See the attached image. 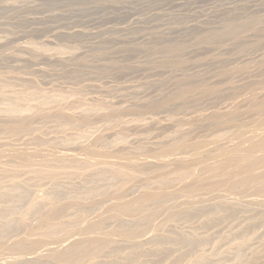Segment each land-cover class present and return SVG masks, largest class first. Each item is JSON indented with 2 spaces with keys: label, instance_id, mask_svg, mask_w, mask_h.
Segmentation results:
<instances>
[{
  "label": "rangeland",
  "instance_id": "1",
  "mask_svg": "<svg viewBox=\"0 0 264 264\" xmlns=\"http://www.w3.org/2000/svg\"><path fill=\"white\" fill-rule=\"evenodd\" d=\"M10 104L19 107L17 114ZM263 133L264 0H0V186L21 180L19 190L29 195L16 202L15 213L6 210L10 199L0 200V264H69L71 242L80 238L118 241L101 255L87 251L85 264H264V193L257 191L264 178L244 187L236 180L247 173L197 177L212 163L242 154ZM110 161L129 176L120 178V170L114 180ZM182 163L194 169L184 178L175 171ZM260 172L264 164L252 173ZM122 179L130 181L124 189ZM92 185L99 192L88 195ZM46 194L51 203H40L42 213L29 211L27 200ZM139 194L153 197L138 205L143 213L136 210L135 218L121 211V202ZM100 221L101 230H88Z\"/></svg>",
  "mask_w": 264,
  "mask_h": 264
},
{
  "label": "bare ground",
  "instance_id": "2",
  "mask_svg": "<svg viewBox=\"0 0 264 264\" xmlns=\"http://www.w3.org/2000/svg\"><path fill=\"white\" fill-rule=\"evenodd\" d=\"M65 12H66V11H65ZM176 29H177V28H176ZM65 32H66V31H65ZM103 33H104V32H103ZM69 34H70V33H69ZM142 36H143V35H142ZM145 36H146V35H145ZM109 38H110V37H109ZM105 39H106V38H104V40H105ZM113 39H114V38H113ZM116 39L118 40V38H116ZM107 40H109V39H107ZM101 41H102V40H101ZM109 41H110V40H109ZM97 43H98V42H97ZM123 47H124V46H123ZM125 47H127V46H125ZM46 50H47V52H48L49 49H46ZM46 50H45V51H46ZM50 52H51V51H50ZM51 55H52V54H51ZM50 57H51V56H50ZM53 57H54V56H53ZM50 59H51V58H50ZM55 61H56V60H55ZM12 105H13V104H12ZM12 105L10 104L11 107H12ZM16 107H17V106H16ZM16 107L14 106V107H12V109L9 108V109H10V112H11V110H12L15 114H17V113L14 111V109H15ZM13 108H14V109H13ZM18 108H19V107H17V109H18ZM9 109L7 108V110H9ZM20 109H21V108H20ZM15 110H16V109H15ZM18 110H19V109H18ZM17 112H18V111H17ZM260 122H261V121H260ZM262 122H263V121H262ZM261 126H262V125H261ZM255 129H256V128H255ZM231 132H232V131H231ZM243 134H244V133H243ZM260 135H261V134H260ZM252 137H253V135H252ZM252 137H251V138H252ZM237 138H238V137H237ZM237 138H236V139H237ZM83 139H84V138H83ZM83 139H82V140H83ZM247 139H248V138H247ZM84 141H85V140H84ZM84 141H82V142L84 143ZM242 141H243V139H242ZM254 141H255V142H254ZM79 142H81V141H79ZM82 142H81V143H82ZM86 142H87V141H85V143H86ZM253 142H254V143H250L251 145L248 146L246 149L244 148V152H243L242 154L238 153V154H240V155H238V154L235 155L234 152H233V154H234L233 157H230V159H229V158H227V159L224 158L225 160H222V162H220V161H221V160H220V161H219L220 163H215V162H214V165H213V163H212V166H211L210 168H208V170L206 169L205 172H202L203 174H201V173L198 174L197 177L199 178V175H200V178H199V179H202V178H203L202 180H204V179H209V180H211L212 177H215V176H216V178H217V180H218V179H223V178H225V177H226L227 175H229L231 172H234V174H235V172H236L237 175H238V173H239V175H242V174H244V173H247L246 177H244V175H243V178L239 179V178H240V177H239V178L236 180L237 183L239 184V186L242 185V186L245 187L247 184H249V183H253V182H254L253 185L255 186V185H256V183H255L256 181H258V182L261 183V181H262L261 178H264V173L260 172L261 174H257V175H256V173L253 174L252 172H253V171H254L259 165L264 164V155H263L264 153L262 154L263 156L261 155L262 157H261L260 155H259L260 157H257L258 155L255 156V153L258 152V151H262V152H264V133H263V136H261L258 140H257V139H256V140H253ZM85 143H84V144H85ZM241 143H242V142H241ZM85 145H86V144H85ZM82 146H84V145H82ZM195 146H197V144H196ZM199 147H200V146H199ZM219 148H220V147H219ZM216 149H217V148H215L214 151H215ZM225 149H226V148H225ZM238 149H240V148H238ZM196 150H197V149H196ZM217 150H218V149H217ZM236 150H237V149H236ZM97 151H99V150H97ZM214 151H213V152H214ZM241 151H243V148H242ZM90 152L92 153V151H90ZM196 152H197V151H196ZM238 152H240V151L238 150ZM91 153H89V154H91ZM95 153H96V152L94 151V154H95ZM107 153H108V152H107ZM215 153H216V152H215ZM141 154H142V153H141ZM231 154H232V153H231ZM259 154H260V153H259ZM72 155L74 156L75 154H71V156H72ZM95 155H96V154H95ZM103 155H104V154H103ZM116 155H117V154H115V156H116ZM120 155H121V154H120ZM125 155H126V154H125ZM130 155H131V154H130ZM135 155H136V154H135ZM202 155H203V154H202ZM206 155H208V154H206ZM206 155H203V156H206ZM210 155H211V154H210ZM212 155H213V154H212ZM216 155H217V153H216ZM108 156H109V155H108ZM117 156H118V155H117ZM203 156H200V157H203ZM4 157H5V156H4ZM65 157H66V156H65ZM118 157H119V156H118ZM120 157H121V156H120ZM207 157H210V156H206L205 159H206ZM213 157H214V156H213ZM227 157H228V156H227ZM20 158H21V157H20ZM22 158H23V157H22ZM197 158H198V157H197ZM197 158H196V159H197ZM214 158H215V157H214ZM214 158H213V159H214ZM26 159H27V158H26ZM68 159H69V157H68ZM192 159H193V157H192ZM207 159H209V158H207ZM210 159H212V158H210ZM216 159H218V158H216ZM222 159H223V158H222ZM10 160H11V159H10ZM44 160H46V159H44ZM58 160L60 161V159H58ZM64 160H65V158L63 159V161H64ZM71 160H72V159H71ZM197 160H198V159H197ZM200 160H201V159H200ZM23 161H24V160H23ZM33 161H34V160H33ZM37 161H38V160H37ZM37 161H36V162H37ZM52 161H53V160H52ZM61 161H62V160H61ZM63 161H62V162H63ZM65 161H67V157H66V160H65ZM75 161H76V160H75ZM202 161H203V160H202ZM204 161H206V160H204ZM207 161H208V160H207ZM217 161H218V160H217ZM233 161H234V162H233ZM28 162H29V161H28ZM42 162H43V161H42ZM196 162H197V161H196ZM230 162H232V163L230 164ZM40 163H41V161H40ZM48 163H49V162H48ZM50 163H51V161H50ZM108 163H110V166L113 165V169H112V170H109V169H110L109 164L106 165V166H109V167H108L109 169L106 168V169L108 170V172H110L112 175L116 174V175H114V177L116 176V178H115L114 180H116L117 177H118V179H120L121 176H122L121 174H123L126 170L123 171V170L119 169L118 167L116 168V165H117V164L115 165V168H114V164H112L111 161L108 162ZM122 163H124V162H122ZM145 163L147 164L148 162H145ZM202 163H203V162H202ZM27 164H28V163H27ZM136 164H137V163H136ZM138 164H139V163H138ZM140 164H141V163H140ZM146 164H144V165H146ZM229 164H230V165H229ZM120 165H121V164H120ZM127 165H128V164H127ZM134 165H135V164H134ZM190 165H191V164H190ZM205 165H206V164H205ZM205 165H204V167H205ZM207 165H208V164H207ZM207 165H206V166H207ZM210 165H211V164H210ZM93 166H96V165H93ZM106 166H105V167H106ZM135 166H136V165H135ZM141 166H142V165H141ZM191 166H192V165H191ZM111 167H112V166H111ZM195 167H196V166H195ZM208 167H209V166H208ZM99 168H100V167H99ZM177 168H178V169H177ZM177 168H175V169H176L175 171H178V170L181 171V172H182V175H181V176H183L182 178L186 177V175L190 172V170H194V169H192V168H189V166H187L186 163H185V164L182 163V164L179 165V167H177ZM201 168H203V167L201 166ZM206 168H207V167H206ZM118 169H119V170H118ZM195 169H196V168H195ZM102 170H103V169H102ZM102 170H101V171H102ZM120 170H121L122 172L119 174V176H120V178H119V176H118L117 174L120 172ZM200 170H202V169H200ZM32 171H33V170H32ZM164 171H167V170H164ZM164 171H163V174H162V173H161V174H162L163 176H167V174H168L169 172L166 173V172H164ZM168 171H169V169H168ZM175 171H174V172H175ZM203 171H204V170H203ZM4 172H5V170H4ZM161 172H162V171H161ZM170 172H171V171H170ZM172 172H173V170H172ZM172 172H171V173H172ZM174 172H173L172 174H174ZM194 172H195V171H194ZM199 172H200V171H199ZM34 173H35V176H36V174L38 175V177L36 176L37 179L40 178V180H38V181H41V179L44 180V179H43V178H44V175L41 176L42 173H37V171H35V170H34ZM101 173H102V172H101ZM101 173H100V174H101ZM104 173L107 174V172H105V169H104ZM110 173L108 174V176L110 175ZM177 173H178V172H177ZM184 173H185L186 175H184ZM95 174H96V173H95ZM98 174H99V173H98ZM100 174H99V175H100ZM102 174H103V173H102ZM127 174H129L128 171H127V173L123 174V176H125V175H127ZM175 174H176V173H175ZM180 174H181V173H180ZM234 174H232V177H233ZM39 175H40V176H39ZM99 175H98V176H99ZM158 175L162 177V175H160L159 173H158ZM158 175H157V176H158ZM169 175H170V173H169ZM177 175H179V174H177ZM177 175H176V176H177ZM235 175H236V174H235ZM103 176H104V175H103ZM108 176H107V177H108ZM110 176H111V175H110ZM123 176H122V178H123ZM127 176H129V175H127ZM127 176H125V177H127ZM173 176H174V175H173ZM188 176H190V175H188ZM2 177H3V176H2L1 173H0V178L2 179ZM41 177H42V178H41ZM104 177H106V176H104ZM111 177L113 178V176H111ZM177 177H178V176H177ZM177 177H176V178H177ZM228 177H230V176H228ZM232 177H231V179H232ZM3 178H4V177H3ZM94 178H96V177H94ZM94 178H93V179H94ZM101 178H102V177H101ZM163 178H164V177H163ZM163 178H162V179H163ZM166 178H168V177H166ZM166 178H164V179H166ZM170 178H172V177L170 176ZM170 178H169V180H170ZM178 178H179V177H178ZM180 178H181V177H180ZM182 178H181V179H182ZM96 179H97V178H96ZM102 179H103V178H102ZM109 179H110V178H109ZM118 179H117V180H118ZM127 179H128V178H127ZM127 179L124 180L125 183L123 182V179H122V184H124V185H122V187L125 186V185H127V184L130 182V181L128 180L129 182L126 184V180H127ZM129 179H130V178H129ZM193 179H195V178L193 177ZM196 179H197V178H196ZM229 179H230V178H229ZM107 180H108V178H107ZM156 180L158 181V179H156ZM172 180H173V178H172ZM176 180H177V179H176ZM179 180H180V179H179ZM179 180H178V181H179ZM182 180H183V179H182ZM217 180H216V181H217ZM259 180H261V181H259ZM0 181H1V180H0ZM20 181H21V180H20ZM20 181H19V182L15 181V182H17V184H19V183H21ZM95 181H96V180H95ZM173 181H174V180H173ZM214 181H215V180H214ZM230 181H231V180H230ZM55 182H56V181H55ZM98 182H99V181H98ZM107 182H108V181H107ZM114 182H115V181H114ZM116 182H117V181H116ZM159 182H161L160 179H159ZM159 182H158V183H159ZM162 182H165V181H162ZM189 182H190V181H189ZM195 182H196V180H195V181H192V184H194ZM197 182H198V181H197ZM209 182L213 183L212 181H209ZM218 182L220 183V181H218ZM218 182H217V183H218ZM224 182H226V181H224ZM0 183H1V182H0ZM80 183H81V182H80ZM93 183H94V182H93ZM119 183H120V182H119ZM156 183H157V182H156ZM156 183H155V184H156ZM172 183H173V182H172ZM172 183H171V184H172ZM174 183H175V182H174ZM174 183H173V184H174ZM179 183H180V181H179ZM179 183H177L176 185H178ZM204 183H205V182H204ZM206 183H207V182H206ZM17 184H14V183H12V184H10V185L8 184V185H9L8 187H7V185H3L2 187L0 186L1 188H3V189L0 190V197H1L0 200H2V198H5V200L3 199L4 201H6V199H7V201L10 199L9 204H8V206H7V208H6L7 211L10 210V211H13V212H14V210H16L17 206L19 205V203H18V205L16 206V204H17L16 202L25 201L26 198H28V197H27V195H28L27 193H23L22 191H20V190H23V187L21 186V187H22V189H21V188H19V186H18ZM52 184H53V185H56L57 182H56V184H54V182H53ZM75 184H76V183H75ZM75 184H74V185H75ZM78 184H79V183H78ZM81 184H82V183H81ZM81 184H80V186H81ZM106 184L108 185V183H106ZM111 184H112V183H111ZM111 184L109 183V185H111ZM117 184H118V183H117ZM120 184H121V183H120ZM160 184H161V183H160ZM167 184H169V183H167ZM167 184H166V185H167ZM173 184H172V185H173ZM198 184H199V183H198ZM209 184H210V183H209ZM209 184H208V185H209ZM214 184H216V183H214ZM230 184H231V183H230ZM19 185H20V184H19ZM22 185H23V184H22ZM57 185H58V184H57ZM74 185H73V186H74ZM97 185H98V184H97ZM103 185H104V184H103ZM157 185H158V184H157ZM174 185H175V184H174ZM182 185H183V184H182ZM195 185H196V184H195ZM199 185H200V184H199ZM199 185H198V186L196 185V186H197V187H201V186H199ZM203 185H204V184H202V186H203ZM206 185H207V184H206ZM208 185H207V187H208ZM212 185H213V184H211V186H212ZM5 186H6V188H5ZM58 186H59V185H58ZM86 186H87V185H86ZM92 186H93V187H92ZM92 186H91L92 188H91L90 186L88 187L89 190H87V192H86L87 194H88V193H90V194H96L97 192H99V189L97 188V186H94V185H92ZM99 186H100V185H99ZM104 186H105V185H104ZM104 186H103V187H104ZM155 186H156V185H155ZM188 186H189V185H188ZM190 186H191V185H190ZM193 186H194V185H193ZM196 186H195V187H196ZM209 186H210V185H209ZM232 186H233V185H232ZM235 186H237V185H235ZM235 186H234V187H235ZM17 187H18V188H17ZM53 187H54V186H53ZM75 187H77V186H75ZM81 187H82V186H81ZM153 187H154V186H153ZM160 187H161V186H160ZM166 187H167V186H166ZM174 187H175V186H174ZM174 187H173V188H174ZM182 187H183V186H182ZM182 187H181V188H182ZM184 187H186V186H184ZM212 187H213V186H212ZM251 187H253V186H251ZM51 188H52V187H51ZM56 188H57V187H56ZM59 188H60V187H59ZM83 188H85V187H84V184H83ZM88 188H86V189H88ZM115 188H116V186L114 187V189H115ZM118 188H119V187H118ZM154 188H155V187H154ZM156 188H159V187L157 186ZM156 188H155V189H156ZM171 188H172V186H171ZM176 188H177V187H176ZM190 188H191V187H190ZM204 188H206V187H204ZM229 188H230V187H229ZM235 188H236V187H235ZM237 188H238V186H237ZM240 188H241V187H240ZM240 188H239V189H240ZM259 188H260L259 190H258L257 188H256V189H257V191H258V192L260 193V195H261L262 192L264 193V184H263L261 187H259ZM19 189H20V190H19ZM57 189H58V188H57ZM60 189H61V188H60ZM72 189H73V188H72ZM86 189H85V190H86ZM109 189H111V188H109ZM109 189H108V190H109ZM120 189H121V188H120ZM120 189H118V190H120ZM123 189H124V187H123ZM179 189H180V188H179ZM195 189H196V188H195ZM220 189H221V188H220ZM226 189H227V188H226ZM239 189H238V190H239ZM256 189H254V190H256ZM58 190H59V189H58ZM78 190H79V189H77L76 191H78ZM81 190H83V189L81 188ZM81 190H80V191H81ZM102 190H103V188H102ZM118 190H116V191H118ZM174 190H175V189H174ZM174 190H173V191H174ZM202 190H203V189H202ZM205 190H207V189H205ZM228 190H229V189H228ZM235 190H236V189H235ZM238 190H237V191H238ZM251 190H252V189H251ZM23 191H24V190H23ZM60 191H61V190H60ZM60 191H59V192H60ZM113 191H114V190H113ZM125 191H126V190H125ZM173 191H172V192H173ZM193 191H194V189H193ZM196 191H197V190H196ZM199 191H200V194H201V193H204V191H203V192H201V190H199ZM221 191H222V190H221ZM245 191H246V190H245ZM245 191H244V193H246ZM28 192H29V191H28ZM53 192H54V191H53ZM59 192H58V194H59ZM103 192H104V191H103ZM110 192H111V191H110ZM110 192H109V193H110ZM118 192H119V191H118ZM118 192H117V193H118ZM188 192H189V191H188ZM194 192H195V191H194ZM231 192H232V190H231ZM258 192H256L255 194H257ZM50 193H51V192H50ZM50 193H48V194H50ZM84 193H85V192H84ZM107 193H108V192H107ZM115 193H116V192H115ZM121 193H122V192H121ZM142 193H143V192H142ZM142 193H141V194H142ZM146 193L150 196V194H149L148 192H146ZM169 193H170V192H169ZM169 193H168V194H169ZM190 193H192V191H191ZM232 193H234V191H233ZM240 193H242V192H240ZM240 193H239V194H240ZM244 193H242V194H244ZM48 194H46V196H41V197H42V200H40V201H34V200H33V201L31 202V201H28V200H27V202H30V204H31V205H30V207H31L30 209H33V210H29V211H35V212H36V210H38L37 212H39L38 207L40 206V203H41V202H42L41 204H44V205H46L45 202H47V201H49V202L51 203V200H50V197H51V196L49 197ZM52 194L56 195L55 193H51V195H52ZM62 194H63V193H62ZM78 194L80 195L79 192H78ZM81 194L83 195V193H81ZM87 194H86V195H87ZM100 194H101V193H100ZM103 194H104V193H103ZM103 194H102V195H103ZM122 194L124 195V193H122ZM147 194H144L143 196H141V195L139 194L140 196H139L138 198H136V199H130V201H132V202H128V203H125L126 201H125L124 203L121 202L122 205H120L119 208H120L121 211H122V208H121V207H123V208H124V212L127 213L128 211H131L132 213L129 212L128 214H133V213H135L136 210L138 211L140 208H142V206H140V208H139L138 205L141 204V205L144 206V204H146V202L148 203L149 201H152V198H153V197H151V200H150V197L147 196ZM166 194H167V193H166ZM246 194H248V193H246ZM249 194L254 195V194H252V193H249ZM249 194H248V195H249ZM54 195H53V196H54ZM84 195H85V194H84ZM84 195H83V196H84ZM88 195H89V194H88ZM120 195H121V194H120ZM158 195H160V194H158ZM162 195H163V194H162ZM170 195H171V193H170ZM173 195H174V194H173ZM195 195H196V194H195ZM225 195H226V194H225ZM230 195H231V194H230ZM28 196H29V195H28ZM92 196H93V195H92ZM92 196H91V198H94V197H92ZM95 196H96V195H95ZM100 196H101V195H100ZM137 196H138V195H137ZM167 196H168V195H167ZM255 196H256V195H255ZM88 197H89V196H88ZM170 197H172V196H169V199H170ZM173 197H175V196H173ZM215 197H216V196H215ZM121 198H122V197H121ZM121 198H120V199H121ZM134 198H135V197H134ZM164 198H166V197H163V199H164ZM38 199H41V198H38ZM116 199H117V198H116ZM154 199H155V198H154ZM167 199H168V198H167ZM250 199H251V197H250ZM3 200H2V201H3ZM30 200H32V199H30ZM110 200H111V199H110ZM202 200H204V199H202ZM213 200H214V198H213ZM221 200H222V199H221ZM7 201L5 202L6 204H7ZM94 201H95V200H94ZM159 201H162V200L159 199ZM208 201H209V200H208ZM43 202H44V203H43ZM49 202L47 203V205L49 204ZM153 202H154V201H153ZM153 202H152V203H153ZM162 202H163V201H162ZM187 202H188V201H187ZM195 202H197V201L195 200ZM198 202H200V201H198ZM198 202H197V203H198ZM257 202H258V201H257ZM262 202H263V201H262ZM22 203H23V202H22ZM94 203H95V202H94ZM105 203H106V202H104V204H105ZM157 203H158V202H157ZM258 203H259V202H258ZM23 204H25V203H23ZM70 204H71V203H70ZM87 204H88V203H87ZM116 204H118V203H116ZM153 204H154V203H153ZM192 204H193V202H192ZM194 204H195V203H194ZM20 205H21V204H20ZM26 205H27V204H25V206H26ZM47 205H46V206H47ZM54 205H55V204L53 203L52 206H54ZM67 205H69V204H67ZM74 205H75V204H74ZM74 205H73V206H74ZM90 205H91V204H90ZM155 205H156V204H155ZM179 205H180V204H179ZM200 205H201V204H200ZM204 205H205V204H204ZM262 205H263V204H262ZM5 206H6V205H5ZM41 206H42V205H41ZM50 206H51V205H50ZM69 206H70V205H69ZM94 206H96V205H94ZM149 206H150V205H149ZM149 206H147V207H149ZM161 206H162V205H161ZM170 206H171V205H170ZM227 206H228V205H226V207H227ZM230 206L232 207V205H230ZM21 207H22V206H21ZM21 207H20V208H21ZM44 207H45V206H43V209H44ZM70 207H71V206H70ZM92 207H93V206H92ZM116 207H118V205L115 206L114 208H116ZM137 207H138L139 209H138ZM144 207H145V206H144ZM181 207H182V206H181ZM205 207H207V206H205ZM213 207H214V206H213ZM20 208H19V209H20ZM54 208H55V207H54ZM72 208H73V207H72ZM74 208H76V206H75ZM104 208H105V207H104ZM111 208H112V207H111ZM119 208H118V211H120ZM150 208H153V207L150 206ZM173 208H174V207H173ZM186 208H187V207H186ZM197 208H198V207H197ZM208 208H209V207H207V209H208ZM214 208H215V207H214ZM216 208L218 209L217 206H216ZM216 208H215V209H216ZM227 208H228V207H227ZM0 209H1V207H0ZM4 209H5V208H4ZM88 209H89V208H88ZM90 209H91V207H90ZM93 209H94V207H93ZM96 209H98L97 206H96ZM96 209H95V210H96ZM101 209H102V207H101ZM116 209H117V208H116ZM147 209H148V208H147ZM189 209H191V207H190ZM193 209H195V208H193ZM212 209H213V208H212ZM215 209H214V210H215ZM217 209H216V210H217ZM17 210H18V209H17ZM49 210H50V207H49ZM57 210H58V209H57ZM73 210H75V209H73ZM81 210H82V209H81ZM81 210H80V211H81ZM86 210H87V209H86ZM95 210H94V211H95ZM109 210H110V209H109ZM111 210H113V209H111ZM126 210H127V211H126ZM140 210H141V209H140ZM140 210H139V211H140ZM173 210H174V209H173ZM187 210H188V209H187ZM201 210H202V207H201ZM219 210H220V209H219ZM24 211H25V210H24ZM24 211H23V212H24ZM45 211H46V210H45ZM55 211H56V210H55ZM62 211H63V210H62ZM87 211H88V210H87ZM94 211H92V213H93ZM133 211H134V212H133ZM193 211H194V210H193ZM193 211H192V212H193ZM204 211H205V210H204ZM208 211H209V210H208ZM217 211H218V210H217ZM3 212H4V211H3ZM3 212L0 211V215L3 216V214H2ZM5 212H6V211H5ZM17 212H18V211H17ZM35 212H34V213H35ZM43 212H44V211H43ZM47 212H48V211H47ZM57 212H60V213H61V211H59V210H58ZM57 212H55V213H57ZM83 212H84V210H83ZM124 212H123V213H124ZM140 212H142V211H140ZM140 212H138V213H140ZM143 212H144V210H143ZM143 212H142V213H143ZM145 212H146V209H145ZM152 212H153V211H152ZM152 212H150V213H152ZM155 212H156V211H155ZM155 212H154V213H155ZM189 212H190V211H189ZM189 212L187 211L186 214L189 213ZM201 212H202V211H201ZM6 213H9V212H6ZM6 213H5V214H6ZM10 213H11V212H10ZM14 213H15V212H14ZM19 213H20V210H19ZM29 213H32V212H27L26 214H29ZM39 213H42V212L40 211ZM39 213H38V215H39ZM55 213L53 214V216L51 215V216L54 217V218H55V216H54ZM60 213H59V214H60ZM92 213H91L90 215H92ZM118 213H119V212H118ZM150 213H149V214H150ZM156 213H157V212H156ZM182 213H183V212H182ZM182 213H180V214H182ZM194 213H195V211H194ZM197 213H198V212H197ZM197 213H196V214H197ZM205 213H206V212H205ZM209 213H210V211H209ZM23 214H25V213H23ZM26 214H25V215H26ZM35 214H36V213H35ZM43 214H44V213H43ZM59 214H58V215H59ZM82 214H83V213H82ZM86 214H87V213H86ZM88 214H89V212H88ZM116 214H117V213H116ZM161 214H162V213H161ZM192 214H193V213H192ZM200 214H203V213H200ZM12 215H13V214H12ZM15 215H16V214H15ZM17 215H18V214H17ZM25 215L23 216V218L27 216V215H26V216H25ZM60 215H61V214H60ZM74 215H75V214H74ZM84 215H85V214H84ZM96 215H97V213H96ZM112 215H113V214H112ZM126 215H127V214H126ZM133 215H134V217H135V214H133ZM136 215H138L137 212H136ZM157 215H158V214H157ZM168 215H169V214H168ZM176 215H177V213H176ZM187 215H189V214H187ZM216 215H217V214H216ZM216 215H215V216H216ZM4 216H6V215H4ZM28 216H29V215H28ZM30 216H31V215H30ZM32 216H33V215H32ZM35 216H36V215H35ZM39 216H41V215H39ZM51 216H50V219H51ZM61 216H62V215H61ZM61 216H60V217H61ZM80 216H81V215H80ZM85 216H86V215H85ZM88 216H89V215H87V217H86L87 219H88ZM116 216H117V215H116ZM148 216H150V215H148ZM160 216H161V215H160ZM191 216H192V215H191ZM57 217H58V216H57ZM60 217H59V218H60ZM62 217H63V216H62ZM77 217H78V213H77ZM110 217H111V216H110ZM120 217H121V216H120ZM120 217H119V218H120ZM138 217H139V216H138ZM217 217H218V216H217ZM252 217H253V216H252ZM254 217H255V216H254ZM18 218H19V217H18ZM18 218H17V219H18ZM59 218H58V219H59ZM82 218H83V217H82ZM105 218H106V217H105ZM123 218H124V217H123ZM135 218H136V217H135ZM166 218H167V216H166ZM168 218H169V217H168ZM170 218H174V214H172V215L170 216ZM176 218H177V216H176ZM214 218H215V217H214ZM214 218H213L212 220H214ZM6 219H7V218H6ZM47 219H48V218H47ZM130 219H131V218H130ZM216 219H217V218H216ZM250 219H251V218H250ZM18 220H19V219H18ZM22 220H23V219H22ZM22 220L20 219L21 222H22ZM45 220H46V219H45ZM45 220H43L42 222H44ZM48 220H49V219H48ZM48 220H46L45 222H47ZM73 220H74V219H73ZM104 220H105V219H104ZM165 220H167V219H165ZM169 220H170V219H169ZM169 220H168V222L170 223ZM208 220H209V219H208ZM218 220H219V219H218ZM251 220H252V219H251ZM251 220H250V222H251ZM16 221H17V220H16ZM23 221H25V220H23ZM28 221H30V220H28ZM31 221H32V220H31ZM51 221H52V220H51ZM54 221H55V219H54ZM59 221H60V220H59ZM172 221H173V220H172ZM216 221H217V220H216ZM254 221H255V220H254ZM11 222H12V221H11ZM40 222H41V221H40ZM48 222H49V221H48ZM61 222H63V221H61ZM61 222H60V223H61ZM125 222H126V221H125ZM140 222H141V221H140ZM149 222H150V221H149ZM151 222H152V220H151ZM160 222H161V221H160ZM209 222L211 223V221H209ZM255 222H256V221H255ZM7 223H8V222H7ZM60 223H59V224H60ZM79 223H81V222H79ZM79 223H78V225H79ZM84 223H85V222H84ZM142 223H143V222H142ZM171 223H172V222H171ZM175 223H176V222H175ZM207 223H208V222H207ZM253 223H254V222H253ZM0 224H1V223H0ZM11 224H12V223H11ZM20 224H21V223H20ZM20 224H19V225H20ZM32 224H33V223H32ZM55 224H56V223H55ZM64 224H65V222H64ZM69 224H70V223H69ZM102 224H103V222H101V221H100L99 223H98V222H97V223H93V224L90 225V227H88V230H90V231H98V230H101L102 227H103ZM146 224H148V222L145 223V225H146ZM167 224H168V223H167ZM1 225H3V224H1ZM9 225H10V224H9ZM13 225H14V223L12 224V226L10 225V227H13ZM15 225H16V224H15ZM15 225H14V226H15ZM29 225H30V224H29ZM29 225H28V226H29ZM37 225H38V224H37ZM40 225H41V223H40ZM50 225H51V224H50ZM50 225L48 226V227H50L49 232H51V229L53 230V227H54V226H53L54 224L51 225V226H53V227H51ZM57 225H58V224H57ZM60 225H61V224H60ZM78 225H77V226H78ZM118 225H119V224H118ZM128 225H129V224H128ZM143 225H144V224H142V226H143ZM145 225H144L143 227H145ZM151 225H152V224H151ZM161 225H162V224H161ZM255 225H256V224H255ZM16 226H17V225H16ZM64 226H65V225H63V227H64ZM67 226H68V225H67ZM71 226H72V225H71ZM122 226H123V225H122ZM162 226H164V225H162ZM253 226H254V225H253ZM3 227L5 228V231H7V230H6V225L3 226ZM8 227H9V226H8ZM19 227H20V226H19ZM22 227H23V226H22ZM40 227H41V226H40ZM68 227H69V226H68ZM68 227H67V228H68ZM75 227H76V226H75ZM118 227H119V226H118ZM137 227H138V229L140 228L138 225H137ZM137 227H136V228H137ZM159 227H160V226H159ZM70 228H71V227H70ZM89 228H90V229H89ZM105 228H106V227H105ZM114 228H115V227H114ZM120 228H122V227H120ZM120 228H119V229H120ZM127 228H129V227L127 226ZM127 228H125V227L122 228V232H124L123 234H125V233L129 234L130 231L132 232V230H127V231H126ZM133 228H135V227H133ZM136 228H135V230L137 231L138 229H136ZM162 228H163V227H162ZM164 228H165V227H164ZM9 229H10V228H9ZM9 229H8V230H9ZM13 229H15V228L13 227ZM13 229H11V232H12ZM16 229H17V228H16ZM20 229H21V227H20ZM43 229H44V227H43ZM65 229H66V228H64V230H65ZM86 229H87V228H86ZM86 229H85V230H86ZM108 229H109V228H108ZM112 229H113V228H112ZM116 229H117V228H116ZM116 229H115V230H116ZM119 229H118V230H119ZM158 229H160V228H158ZM3 230H4V229H3ZM22 230H23V229H22ZM46 230H48V229L46 228L44 232H46ZM55 230H57V229H55ZM60 230H61V229H60ZM88 230H87V231H88ZM106 230H107V229H106ZM118 230H117V231H118ZM146 230H147V229H146ZM5 231H4V232H5ZM53 231H54V230H53ZM128 231H129V232H128ZM9 232H10V230H9ZM41 232H42V231H41ZM41 232H40V233H41ZM60 232H61V231H60ZM88 232H89V231H88ZM109 232H110V231H109ZM140 232H141V231H140ZM140 232H139V233H140ZM143 232H144V231H143ZM156 232H157V231H156ZM40 233H39V234H40ZM51 233H52V232H51ZM86 233H87V232H86ZM113 233H115V231H114ZM145 233H146V232H145ZM175 233H177V232H175ZM178 233H179V232H178ZM178 233H177V234H178ZM1 234H2V228H0V235H1ZM3 234H4V236L6 235L5 233H3ZM8 234H10V233H8ZM36 234H38V233H36ZM49 234H50V233H49ZM54 234H55V231H54ZM56 234H57V233H56ZM116 234H117V233H116ZM116 234H114V235H116ZM127 234H125V235H127ZM132 234H133V233H132ZM132 234H131V235H132ZM135 234H136V233H135ZM135 234H134V235H135ZM137 234H138V233H137ZM148 234H149V233H148ZM159 234H160V233H159ZM159 234H156V235H159ZM172 234H173V232H172ZM42 235H43V234H42ZM51 235H52V234H51ZM99 235H100V234H99ZM138 235H139V234H138ZM138 235H137V236H138ZM141 235H142V234H141ZM163 235H164V234H163ZM168 235H169V234H168ZM1 236H2V235H1ZM10 236H11V235H10ZM119 236H120V234H119ZM137 236H136V237H137ZM169 236H170V235H169ZM196 236H197V235H196ZM196 236H195V237H196ZM7 237H9V235H8ZM7 237H5V238L7 239ZM78 237H79V236H78ZM155 237H156V236H155ZM158 237H159V236H158ZM163 237H164V236H163ZM12 238H13V237H12ZM87 238H88V237H87ZM87 238H86V239H87ZM165 238H166V236H165ZM182 238H183V236H182ZM204 238H205V237H204ZM3 239H4V238H3ZM84 239H85V238H84ZM132 239H133V236H132ZM162 239H163V238H162ZM188 239H189V238H188ZM198 239H199V238H198ZM198 239H197V238L194 239V240H196L195 242H200ZM206 239H207V238H206ZM206 239H203V240H206ZM208 239H209V238H208ZM246 239H247V238H246ZM8 240H9V239H8ZM8 240H6V241H8ZM151 240H152V239H151ZM184 240H185V239H184ZM184 240H183V241H184ZM194 240H193V241H194ZM197 240H198V241H197ZM112 241H113V239H112ZM112 241H108V239L105 240V239H99V238H98V239H97V238H90V239H87V240H81V238H80V241H79V240H76L75 242H71V246H72L71 248L74 249V251H73L74 253L71 251V252L73 253V255H72V257H71V261H72V263H75V264H85L86 262H84V261H86V260L83 261V257H85V258L89 257V254H88L89 252H92V253H95V254H100L101 251L103 252V250H105V249H103V248H105L106 246H109L110 243H111L110 245H112V247H113V244H112V243H114V241H113V242H112ZM120 241H122V240H120ZM1 242H2V240H1ZM157 242H158V241H157ZM157 242H156V244H157ZM191 242H192V239H191ZM195 242H194V243H195ZM202 242H203V241H202ZM206 242H207V241H205V244H206ZM36 243H37V242H36ZM116 243H118V241H117V242L115 241L114 245H116ZM120 243H122V242H120ZM132 243H135V242H132ZM132 243H131V244H132ZM136 243H137V242H136ZM140 243H141V242H140ZM175 243H176V242H175ZM185 243H186V242H185ZM192 243H193V242H192ZM194 243H193V244H194ZM248 243H249V242H248ZM3 244H4V242H3ZM16 244H17V243H15V245L13 244L14 246L11 247L12 250H13V247H14V248L17 247ZM19 244H20V243H19ZM56 244H57V243H56ZM137 244L139 245V243H137ZM141 244H142V243H141ZM141 244H140V245H141ZM195 244H198V243H195ZM23 245H24V244H23ZM140 245H139V246H140ZM142 245H143V244H142ZM174 245H175V244H174ZM176 245H178V244H176ZM190 245H191V243H190ZM198 245H199V244H198ZM198 245H197V246H198ZM10 246H11V245H10ZM20 246H22V244H21ZM20 246L18 245V247H20ZM29 246H30V245H29ZM120 246H121V245H120ZM133 246H134V245H133ZM25 247L28 248L27 246H25ZM67 247H69V246H67ZM109 247H110V246H109ZM114 247H116V246H114ZM192 247H193V246H192ZM192 247H191V248H192ZM195 247H196V246H195ZM195 247H194V248H195ZM243 247H244V246H243ZM248 247H251V246H248ZM248 247H247V248H248ZM26 248H25V250H26ZM39 248H40V247H39ZM69 248H70V247H69ZM69 248H68V249L66 248V249H67V252H68ZM106 248H107V247H106ZM119 248L122 249V246L119 247ZM123 248H124V247H123ZM140 248H142V247L140 246ZM140 248L138 247V249H140ZM157 248H158V247H157ZM194 248H193V249H194ZM196 248H197V247H196ZM244 248H245V247H244ZM247 248H245V249H247ZM9 249H10V248H9ZM15 249H16V248H15ZM66 249L64 250V252H63V251H60V252H61V253H59V256H60V257H61V255L63 256L65 253L68 254L67 252H65ZM112 249H114V248H112ZM115 249H116V248H115ZM130 249H131V248H130ZM136 249H137V248H136ZM155 249H156V248H155ZM163 249H164V248H163ZM193 249H192V251H193ZM239 249H240V248H239ZM241 249H243V248H241ZM3 250H4V249H3ZM10 250H11V249H10ZM10 250H9V251H10ZM21 250H22V249H21ZM61 250H62V249H61ZM70 250H71V249H70ZM70 250H69V252H70ZM106 250H107V249H106ZM128 250H129V249H128ZM157 250H158V249H157ZM167 250H168V249H167ZM194 250H195V249H194ZM18 251H19V250H17V252H18ZM22 251H23V250H22ZM87 251H89V252H87ZM112 251H113V250H112ZM114 251H115V250H114ZM116 251H117V250H116ZM134 251H135V250H134ZM241 251H242V250H241ZM3 252H4V251H3ZM5 252H6V251H5ZM5 252H4V253H5ZM15 252H16V251H15ZM58 252H59V251H58ZM62 252H63L64 254H63ZM99 252H100V253H99ZM106 252H107V251H106ZM135 252H136V251H135ZM135 252H134V253H135ZM159 252H160V251H159ZM162 252H163V251H162ZM168 252H169V250H168ZM170 252H171V251H170ZM170 252H169V253H170ZM239 252H240V251H239ZM243 252H244V249H243ZM20 253H21V252H20ZM29 253H32V252H29ZM85 253H86V256H87V257L85 256ZM92 253H90V254H92ZM136 253H137V256H138L139 250H138V252H136ZM141 253H142V249H141ZM164 253H165V252H164ZM169 253H168V254H169ZM191 253H192V252H191ZM21 254H22V253H21ZM87 254H88V255H87ZM95 254H92V255H91V259H92V256H93V258H94V255H95ZM130 254H131V253H130ZM168 254H167V255H168ZM189 254H190V253H189ZM1 255H2V254H1ZM31 255H32V254H31ZM45 255H46V254H45ZM100 255H101V254H100ZM102 255H103V253H102ZM142 255H143V253H142ZM167 255H166V256H167ZM171 255H172V253H171ZM171 255H170V256H171ZM182 255H184V254H182ZM201 255H202V254H201ZM201 255H200V256H201ZM242 255H243V254H242ZM29 256H30V255H29ZM55 256H56V255H55ZM66 256L68 257V261H67V262H69V261H70V258H69L70 255H66ZM96 256H97V255H96ZM96 256H95V258L97 259L98 257H96ZM125 256H127V255H125ZM125 256H124V257H125ZM168 256H169V255H168ZM177 256H178V255H177ZM179 256H180V255H179ZM196 256H197V254H196ZM44 257H45V256H44ZM64 257H65V256H64ZM120 257H121V256H120ZM138 257H139V256H138ZM193 257H194V256H193ZM201 257H202V256H201ZM65 258H66V257H65ZM170 258H171V257H170ZM175 258H176V257H175ZM180 258H181V256H180ZM183 258H184V257H183ZM199 258H200V257H199ZM57 259H58V258L56 257V260H57ZM59 259H60V258H59ZM61 259H63V258H61ZM120 259H122V258H120ZM164 259H165V258H164ZM167 259H168V257H167ZM177 259H178V258H177ZM177 259H176V261H177ZM184 259H185V258H184ZM201 259H202V258H201ZM29 260H30V258H29ZM29 260H28V261H29ZM63 260L66 261L67 259H63ZM63 260H62V263H63ZM94 260H95V259H94ZM104 260H105V259H104ZM126 260H127V257H126ZM135 260H136V259H135ZM137 260H138V262H139V259H137ZM153 260H154V259H153ZM173 260H174V259H173ZM179 260H181V259H179ZM182 260H183V259H182ZM195 260H196V259H195ZM204 260H205V259H204ZM256 260H257V259H256ZM25 261H26V260H25ZM32 261H33V260H32ZM53 261H54V260H53ZM53 261H52V262H53ZM71 261H70V262H71ZM87 261H88V260H87ZM89 261H90V258H89ZM92 261H93V259H92ZM99 261H100V260H99ZM110 261H112V260H110ZM123 261H124V259H123ZM155 261H156V260H155ZM158 261H159V260H158ZM176 261H173V262H176ZM205 261H206V260H205ZM246 261H247V260H246ZM246 261H245V262H246ZM26 262H27V261H26ZM37 262H38V261H37ZM56 262H57V261H56ZM70 262H69V264H70ZM100 262H101V261H100ZM107 262H108V261H107ZM115 262H116V261H115ZM129 262H130V261H129ZM134 262H135V261H134ZM136 262H137V261H136ZM178 262H180V261H178ZM194 262H195V261H194ZM196 262H198V261H196ZM199 262H200V261H199ZM199 262H198V263H199ZM201 262H203V261H201ZM22 263H23V261H22ZM29 263H30V262H29ZM44 263H45V262H44ZM44 263L42 262V264H44ZM57 263H58V262H57ZM57 263H56V264H57ZM59 263H61V261H59ZM72 263H71V264H72ZM93 263H95V261H94ZM101 263H102V262H101ZM105 263H106V262H105ZM122 263H123V262H122ZM125 263H128V261L125 262ZM131 263H133V262L131 261ZM131 263H130V264H131ZM189 263H190V262H189ZM192 263H193V262H192ZM198 263H197V264H198ZM253 263H255V262L252 261L251 264H253ZM10 264H11V262H10ZM13 264H15V263H13ZM19 264H20V263H19ZM25 264H26V263H25ZM27 264H28V263H27ZM50 264H51V263H50ZM52 264H53V263H52ZM63 264H64V263H63ZM67 264H68V263H67ZM97 264H100V263H97ZM110 264H111V262H110ZM114 264H115V263H114ZM135 264H136V263H135ZM176 264H177V262H176ZM186 264H187V263H186ZM193 264H194V263H193ZM200 264H201V263H200ZM241 264H242V263H241ZM243 264H245V263H243ZM257 264H258V263H257Z\"/></svg>",
  "mask_w": 264,
  "mask_h": 264
}]
</instances>
